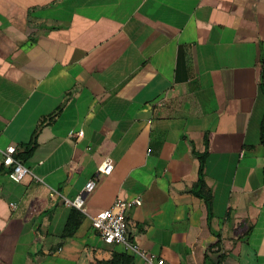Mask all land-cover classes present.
<instances>
[{"label":"crops","instance_id":"1","mask_svg":"<svg viewBox=\"0 0 264 264\" xmlns=\"http://www.w3.org/2000/svg\"><path fill=\"white\" fill-rule=\"evenodd\" d=\"M262 68L264 0H0V264H147L91 228L118 200L163 264H264ZM206 141L209 225L189 192ZM8 146L41 183L8 178ZM89 180L88 216L49 196Z\"/></svg>","mask_w":264,"mask_h":264},{"label":"built area","instance_id":"2","mask_svg":"<svg viewBox=\"0 0 264 264\" xmlns=\"http://www.w3.org/2000/svg\"><path fill=\"white\" fill-rule=\"evenodd\" d=\"M80 134L81 133H79V135ZM1 153L3 156L2 164L10 168L8 178L12 182H20L23 177L28 175H30L37 183L42 182L39 177L35 176L26 166L22 165L14 158L15 148L13 146L6 147ZM111 170V162L105 161L100 167H98L97 173L109 175ZM94 189L95 181L89 180L73 199H68L54 190L50 192L49 196L50 198L58 197L64 206L75 209L82 215L88 216L85 208V200L87 196L94 191ZM133 203L139 206L140 200L136 199ZM11 207L15 208V205L11 204ZM125 208L126 203L118 200L112 207L102 210L94 216H89L92 230L97 233L99 238L106 245H120L123 247L125 252L138 256L147 264H163V260H159L155 256L140 251L137 247L130 243L125 230Z\"/></svg>","mask_w":264,"mask_h":264},{"label":"trees","instance_id":"3","mask_svg":"<svg viewBox=\"0 0 264 264\" xmlns=\"http://www.w3.org/2000/svg\"><path fill=\"white\" fill-rule=\"evenodd\" d=\"M260 88L262 90V93L264 94L263 68H262V74L260 80ZM38 131L39 129H37L36 132L33 134L28 144L19 146L20 149L18 150V153L15 156L16 159L20 160L21 162H24L32 155V153L38 146L37 144ZM260 144L264 147V115L260 125ZM207 147H208V143L206 141L205 151L203 153L194 152V155L198 159L197 179L196 182L193 184V186L189 189V192L192 193L194 196L203 200L207 212V222L209 225L212 219V212H211L212 195L210 190L207 188L204 180V165L207 157ZM262 182L264 185V161L262 166ZM73 230L74 228L73 227L71 228V225L67 224L62 236L63 237L71 236ZM216 237H217V241L212 245H210L209 249L215 248L220 245V238L217 235ZM219 259H221V257H219L218 260ZM133 263H134V256L129 255L127 253H114L111 259L107 261L97 262V264H133Z\"/></svg>","mask_w":264,"mask_h":264}]
</instances>
